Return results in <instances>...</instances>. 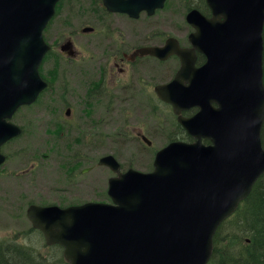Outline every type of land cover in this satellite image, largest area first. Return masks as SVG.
<instances>
[{
    "label": "water",
    "instance_id": "95a60500",
    "mask_svg": "<svg viewBox=\"0 0 264 264\" xmlns=\"http://www.w3.org/2000/svg\"><path fill=\"white\" fill-rule=\"evenodd\" d=\"M59 1L0 0V168L6 161L1 148L21 133L7 119L48 87L39 73L50 51L43 32ZM104 2L112 12L137 17L143 10L153 15L166 0ZM207 5L211 18L198 10L187 15L195 30L191 49L172 38L163 48L142 51L162 60L180 57L175 79L155 91L195 142L160 150L149 173H123L114 156L103 157L99 166L116 175L109 180L111 203L29 206L32 226L48 245L64 248L67 263L208 264L218 229L264 175V0ZM196 51L208 58L200 69ZM196 107L195 116L182 115Z\"/></svg>",
    "mask_w": 264,
    "mask_h": 264
},
{
    "label": "rangeland",
    "instance_id": "374dc122",
    "mask_svg": "<svg viewBox=\"0 0 264 264\" xmlns=\"http://www.w3.org/2000/svg\"><path fill=\"white\" fill-rule=\"evenodd\" d=\"M186 1L188 7L193 0ZM202 1L198 0L197 4L202 5ZM178 2L170 0L164 10V18L167 15L163 20L164 29L168 37L181 38L187 44L191 31L185 18L187 7L182 5L178 10L172 9ZM175 11L176 14L172 15ZM62 17L56 21L48 38L57 49L49 54L41 68L42 76L52 80L53 87L34 105L23 107L17 113L14 122L24 125L27 133L2 149L7 162L0 173V246L25 245L43 254L52 251L44 235L33 228L27 217L30 205L67 207L86 202H110L109 180L115 174L107 167L99 166L100 158L113 155L123 171L150 172L157 151L178 136V124L169 105L156 97L147 101L123 99L119 92L116 94L107 69L99 68L98 61H91L97 56L91 47L95 38L81 34L93 21L89 11L72 17L63 14ZM69 36H77L80 41L77 48L81 57L89 49L84 61L70 63L63 54L65 50L60 47ZM168 69V66L158 67L156 64H149L144 69L154 80L153 90L159 80L167 79ZM102 70L105 78L103 94L96 92ZM68 108L72 109L69 114L76 117V129L81 128L82 135H86L85 145L72 142L66 133ZM144 123L143 132L152 141V146L138 139L134 131ZM87 169L90 170L84 173ZM235 222V218L230 219L223 228L221 239L230 237L223 241V249L237 252L247 239L242 242L236 236Z\"/></svg>",
    "mask_w": 264,
    "mask_h": 264
},
{
    "label": "flooded vegetation",
    "instance_id": "af4514ba",
    "mask_svg": "<svg viewBox=\"0 0 264 264\" xmlns=\"http://www.w3.org/2000/svg\"><path fill=\"white\" fill-rule=\"evenodd\" d=\"M82 1L83 0H61L57 4L55 16L44 31L45 40L51 46L50 52H54V50L57 49L55 43L52 40H48L49 32L53 30L56 21L62 19L63 14L67 15L68 17H72L76 14H79L80 12L85 13L88 10L89 14L93 17V21L89 23V27L84 28L81 31V34H88L95 38L91 42V47L95 50L97 56L96 59L91 61H94L95 63L98 61L99 68L107 69V72L110 74L113 81V88L115 89L116 94L119 92V95H121L123 99H140L147 101L153 97H156L159 100L155 91L156 87L158 85L168 84L175 79L181 67V59L179 56L173 55L168 60L164 61L159 57L152 56L150 54H143L142 51L149 48H162L170 37H174H168L166 35L163 22L165 18L167 19V15L164 18L163 13L164 10L167 9L170 0H167L165 8L156 10L153 15L149 14L147 10H143L137 17L130 15L129 13L110 11L105 5L104 0H88L87 2ZM196 2H198V0H193L191 4H188L187 7L188 2L186 0H179L176 6L172 9L178 10L183 5L187 7V16V14L194 8ZM172 3L173 1L171 4ZM176 12L177 11L173 12L172 15H175ZM204 15L207 18H211L210 11H207L204 13ZM188 28H190L191 31L187 36V44L183 43L181 38L175 37L179 41L181 47L186 49L192 48L191 44L189 43V36L194 31V29L189 25ZM77 42H80L77 36H69L66 39V43L60 47L61 50H65L62 52L70 63L77 61L79 62V60L80 62L84 61L86 59L87 51L89 50L86 49L85 54H83L81 57L80 49L77 48L80 45L77 44ZM195 56V67L200 69L207 63L208 58L199 51L195 53ZM149 64H156L158 67L168 66L169 68L166 71L168 74L167 79L159 80L158 84L154 87V90L152 89V82H154V80L152 77L147 75L144 70L145 68L149 67ZM103 72L104 70L100 72L101 82L96 88V92L99 91L101 94H103V84H105ZM94 95H97V93H94ZM119 95L116 96L119 97ZM144 104H146V102H144ZM170 108L172 109V107ZM67 111L69 112H67L65 120L68 122L66 133L71 136L72 142H78L77 145H85L86 135H82L81 128L76 129V117H74L72 114H69L72 113V109L68 108ZM198 112L199 108L196 107L189 112H186L184 115L186 117H192ZM175 118L177 121L176 116ZM145 127L146 124L144 123L143 126L141 125L140 127L134 128L137 138L142 140V142L144 141V136L147 137V135H145L143 132ZM178 128L179 127L177 126V129ZM180 131L184 135H178L174 137L172 142L175 140L184 139L190 141L191 138L188 137L182 128ZM204 143L206 145L210 144V142L206 140H204ZM66 159H69V157ZM70 164L71 163L67 164L68 170L71 169ZM65 172L67 174V170H65ZM70 206H80V204Z\"/></svg>",
    "mask_w": 264,
    "mask_h": 264
},
{
    "label": "trees",
    "instance_id": "16d2710c",
    "mask_svg": "<svg viewBox=\"0 0 264 264\" xmlns=\"http://www.w3.org/2000/svg\"><path fill=\"white\" fill-rule=\"evenodd\" d=\"M197 3L194 5L195 9L204 13L209 11L205 0L202 5ZM180 130L181 127L177 129V133L183 136L184 134ZM261 138L264 148V126ZM233 218L236 220L234 224L237 227L236 236L240 237L242 242L245 238L247 239L237 252L230 248L223 249V241L229 240L230 237H225V240L221 239L223 228ZM230 219L220 227L214 238L215 249L209 264H264V175L256 183L250 196ZM51 251L52 253L43 254L25 245H7L6 247L3 245L0 246V264H68L61 254V250L55 253L53 249Z\"/></svg>",
    "mask_w": 264,
    "mask_h": 264
},
{
    "label": "bare ground",
    "instance_id": "6f19581e",
    "mask_svg": "<svg viewBox=\"0 0 264 264\" xmlns=\"http://www.w3.org/2000/svg\"><path fill=\"white\" fill-rule=\"evenodd\" d=\"M27 39H29V31H28V29H25L24 30V32H23V37H22V40H24V41H27ZM19 111H16L15 112V114L13 115V117L11 118V119H7V122L8 123H12L13 125H15V126H17L20 130H21V133L19 134V136H17L16 137V139H20V138H22V137H24L25 135H26V131H25V129H24V125H22V124H16L15 122H14V118H16V116H17V113H18ZM34 228V227H33ZM41 232V231H40ZM42 233V232H41ZM43 234V233H42ZM47 244V243H46ZM47 246L50 248V249H58V250H61L62 252H64V248L62 247V246H60V245H58V244H56V245H48L47 244Z\"/></svg>",
    "mask_w": 264,
    "mask_h": 264
}]
</instances>
